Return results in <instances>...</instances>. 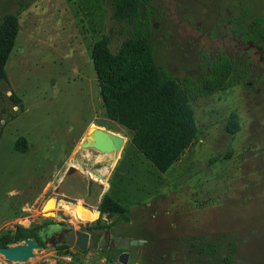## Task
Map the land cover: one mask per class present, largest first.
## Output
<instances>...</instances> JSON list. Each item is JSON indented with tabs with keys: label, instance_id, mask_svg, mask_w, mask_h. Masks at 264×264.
Masks as SVG:
<instances>
[{
	"label": "rangeland",
	"instance_id": "374dc122",
	"mask_svg": "<svg viewBox=\"0 0 264 264\" xmlns=\"http://www.w3.org/2000/svg\"><path fill=\"white\" fill-rule=\"evenodd\" d=\"M19 2L0 84V236L52 223L96 229L107 194L129 213L99 226L139 244L102 252L47 240L27 261L0 254V264H119L122 252L128 264H264V41L235 30L264 34V0L147 4L151 57L177 84H199L218 54L232 64L221 91L188 96L197 133L164 174L106 118L91 61L95 42L107 35L115 53L131 23L114 18L111 0H0V17ZM91 123L126 140L107 180L110 163L94 165L78 147ZM181 248L187 260L166 250Z\"/></svg>",
	"mask_w": 264,
	"mask_h": 264
},
{
	"label": "trees",
	"instance_id": "16d2710c",
	"mask_svg": "<svg viewBox=\"0 0 264 264\" xmlns=\"http://www.w3.org/2000/svg\"><path fill=\"white\" fill-rule=\"evenodd\" d=\"M149 1L111 0L114 18L131 23L130 38L113 53L109 37L104 35L94 43L91 61L106 118L125 129L129 133V144L156 171L164 174L179 160L197 133L188 96L199 91L202 94L221 91L231 74L232 64L228 56L218 54L208 63L207 74L199 84L190 78L177 84L165 69L155 66L147 46L151 34ZM18 5L21 8L4 12L0 17V84L6 82L4 69L15 44L18 16L26 7L22 2ZM235 30L245 40L264 41V34L254 29L246 34L242 26L237 25ZM97 212L96 229H101L99 222L103 216L117 215V221H124L129 210L105 194ZM39 227L16 226L0 236V247L30 238L41 244L37 234ZM104 228L110 230L111 226Z\"/></svg>",
	"mask_w": 264,
	"mask_h": 264
},
{
	"label": "water",
	"instance_id": "95a60500",
	"mask_svg": "<svg viewBox=\"0 0 264 264\" xmlns=\"http://www.w3.org/2000/svg\"><path fill=\"white\" fill-rule=\"evenodd\" d=\"M126 143L125 137L105 129L103 126L94 125L87 129L84 137L79 142L78 147L85 152H96L100 155L113 156L116 152H122ZM61 246L75 247L79 251H84L90 244L88 233L76 231L73 227H67L65 233L58 239ZM139 241L127 238L118 239L117 248L125 250L129 246H137ZM41 246L35 238L27 239L23 244L8 247H0V254L9 262L22 263L33 256V250ZM129 254L122 252L118 255L119 264H127Z\"/></svg>",
	"mask_w": 264,
	"mask_h": 264
},
{
	"label": "flooded vegetation",
	"instance_id": "af4514ba",
	"mask_svg": "<svg viewBox=\"0 0 264 264\" xmlns=\"http://www.w3.org/2000/svg\"><path fill=\"white\" fill-rule=\"evenodd\" d=\"M66 229L67 227L61 223H52L46 226H41L37 229L39 241L41 243H44L48 240L53 247H61V245H59L57 241L65 233ZM82 232L88 233L90 236V245L102 252H108L114 248H117L118 239H120L118 237H113L110 230L106 228H103L101 230L88 229L83 230ZM39 245L41 246V244ZM166 250L172 252H180L184 256V260H187V256L189 254V252L184 248L178 250Z\"/></svg>",
	"mask_w": 264,
	"mask_h": 264
},
{
	"label": "bare ground",
	"instance_id": "6f19581e",
	"mask_svg": "<svg viewBox=\"0 0 264 264\" xmlns=\"http://www.w3.org/2000/svg\"><path fill=\"white\" fill-rule=\"evenodd\" d=\"M90 127H94V124L91 123L89 125V128ZM118 156H119V151L116 152L113 156H111V155H100L98 153H88V152L85 155V157L87 158V160H92V164H94V165H100V164H104V163H110L109 169H108V171L106 173V176H105V180L108 179V177H109V175H110V173H111V171L113 169V166L115 165L116 160L118 159Z\"/></svg>",
	"mask_w": 264,
	"mask_h": 264
},
{
	"label": "crops",
	"instance_id": "0c3cea01",
	"mask_svg": "<svg viewBox=\"0 0 264 264\" xmlns=\"http://www.w3.org/2000/svg\"><path fill=\"white\" fill-rule=\"evenodd\" d=\"M128 254H129V257H128V262H130V260L132 259V254L131 253H129V252H127ZM119 255V254H118ZM117 258H118V256L116 257V260H117ZM118 262V261H117ZM128 262H127V264H128Z\"/></svg>",
	"mask_w": 264,
	"mask_h": 264
}]
</instances>
